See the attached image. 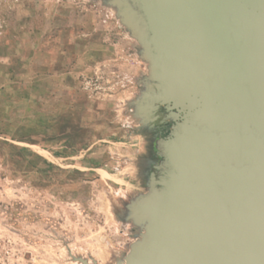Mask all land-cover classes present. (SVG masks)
<instances>
[{"label":"rangeland","instance_id":"rangeland-1","mask_svg":"<svg viewBox=\"0 0 264 264\" xmlns=\"http://www.w3.org/2000/svg\"><path fill=\"white\" fill-rule=\"evenodd\" d=\"M143 54L110 0H0V264H128L147 238Z\"/></svg>","mask_w":264,"mask_h":264},{"label":"water","instance_id":"water-1","mask_svg":"<svg viewBox=\"0 0 264 264\" xmlns=\"http://www.w3.org/2000/svg\"><path fill=\"white\" fill-rule=\"evenodd\" d=\"M110 2L151 64L143 110L174 121L128 264H264V0Z\"/></svg>","mask_w":264,"mask_h":264},{"label":"flooded vegetation","instance_id":"flooded-vegetation-1","mask_svg":"<svg viewBox=\"0 0 264 264\" xmlns=\"http://www.w3.org/2000/svg\"><path fill=\"white\" fill-rule=\"evenodd\" d=\"M159 117L161 118V125L158 127L156 136L158 140H167L171 133L174 126V121L170 118V113L165 107H160L158 110ZM155 159L160 163L162 162V157L159 155L155 156ZM156 178L161 177V173L158 171H154Z\"/></svg>","mask_w":264,"mask_h":264}]
</instances>
